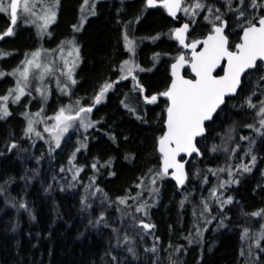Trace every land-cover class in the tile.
I'll return each mask as SVG.
<instances>
[{"label":"trees","instance_id":"obj_1","mask_svg":"<svg viewBox=\"0 0 264 264\" xmlns=\"http://www.w3.org/2000/svg\"><path fill=\"white\" fill-rule=\"evenodd\" d=\"M196 2L183 0L192 12L178 15L189 23L188 40L211 31L209 21L220 15L232 48L241 25L264 15V0L255 8L252 0H199L203 9H195ZM146 3L59 0L47 35L17 21L13 35L1 39L0 97L15 86L10 72L35 48L72 40L79 63L68 97L52 88L43 101L30 90L6 103L9 115L0 112V264H264V126L250 145L256 158L250 171L233 169L239 139L256 123L248 103L264 92V69L258 63L247 72L237 94L206 124L197 140L201 158H190L187 182L177 188L161 173L156 142L167 105L160 93L169 84L170 63L182 52L172 38L178 21ZM9 20L0 13V34ZM125 36L136 42L133 58L143 70L121 79L120 65L130 56ZM106 83L113 86L97 104ZM153 95L157 102L146 103ZM77 97L92 108L94 126L86 134L73 132L59 147L26 134L27 113L43 107L52 114L58 100ZM227 170L233 180L224 198L231 203L220 206L211 190ZM140 221L153 227L147 232Z\"/></svg>","mask_w":264,"mask_h":264},{"label":"snow or ice","instance_id":"obj_2","mask_svg":"<svg viewBox=\"0 0 264 264\" xmlns=\"http://www.w3.org/2000/svg\"><path fill=\"white\" fill-rule=\"evenodd\" d=\"M21 0H0V13H8L10 10L11 25L14 26L17 23V9ZM243 3V0H240ZM58 5L59 0H55ZM87 3V0H85ZM148 6L152 7L156 5V0H147ZM182 0H163V6L168 10L169 15L175 17L177 11L183 10L185 13L189 12L188 8H181ZM23 10L25 13L30 12L29 0H23ZM264 7V5H259ZM33 8L35 5L32 6ZM252 7H258L256 0H252ZM195 9H203L204 5L197 0L194 6ZM83 10V9H82ZM209 13L212 9H208ZM217 11H219L217 9ZM32 15H36L35 11H31ZM240 18H243L244 13H239ZM43 27L54 22L56 19V12L54 8L45 9V15ZM208 19V17H205ZM253 23L252 20L245 21L241 27L243 28V34L241 42L235 45V51L230 50L229 42L225 33L226 22L222 20L220 15H216L212 23V33L207 36L203 41L192 42L190 44L185 43L186 33L189 29L188 24H184L183 27L176 29L174 32V38L180 45L191 49V60H186L184 55H180L176 58V63L172 65V77L170 87L160 93V96L165 97L168 100V106L166 108L167 119L165 122L166 132L159 139V151L162 154L163 160V173L168 174L169 169H175L174 178L177 183L183 185L186 179L183 172L184 164L178 162L177 156L180 153H186L191 156L192 153H197L198 149L195 146L194 140L197 136H200L204 132V122L212 118L216 109L224 103V97L229 94H235L237 87L240 84L241 75L247 70L257 66V61H264V16H260ZM215 21H220V25H216ZM10 26L3 34H0V39L5 36L13 35V27ZM127 39V37H126ZM201 44L203 47L200 51H197V44ZM127 47L129 51L132 50V42L128 41ZM79 59L78 49H74ZM72 53H69L71 55ZM32 59L26 60L23 71H19V75L23 81H27L29 77V68L34 66L35 68H41V64L38 62L40 57L39 52L32 54ZM73 66L76 61L74 60ZM128 61H125V65ZM188 64L194 74L193 79H185L180 75V69ZM217 69L223 71L222 76L214 75ZM121 70L124 71V65L121 66ZM143 69H141L142 71ZM45 71H49L45 67ZM72 68H68V79L72 84L76 81L71 76ZM127 74H131V68L127 69ZM3 73H0L2 76ZM135 78V77H133ZM40 79H43L41 75ZM121 79H127V75L121 77ZM118 82V81H117ZM110 83H106L102 86L100 93L95 97V103H100L104 97V94L112 87ZM17 94L14 97L13 102H17L25 95V89L17 82V88L12 90ZM37 91H40L38 88ZM11 95V92L9 93ZM9 96L0 97V101L4 104L0 105V112L3 116L9 115L6 103ZM158 97L156 95L150 98H145V102L152 104L157 102ZM264 104V101L261 102ZM77 108L74 114L73 109L61 108L59 112L49 119L55 120V124L51 127H46L45 132H48L53 136L56 146H60L61 136L66 133L72 126V123L76 120L80 121L81 126L87 128L91 124L85 123V117L83 113H91V107H79V101L76 102ZM251 107H255L250 103ZM67 113V114H66ZM260 114H264V107L260 109ZM39 116V113L36 114ZM2 118V116H0ZM33 122L29 120L27 131L33 132ZM261 125L264 126V120H261ZM40 135V133H36ZM15 147V145H12ZM80 149L78 148L77 151ZM255 157H252L255 162ZM96 165H93L95 168ZM243 171H250L248 166H242ZM224 171V169H220ZM231 175V172H229ZM230 182V181H229ZM155 183V180H153ZM224 185L222 184L221 187ZM212 196L216 197V192H212ZM218 199V197H216ZM120 203H125L121 200ZM224 203H231V199L224 201ZM24 205H21L23 207ZM207 209V205H205ZM141 208H137V211H142ZM254 215H260L255 213ZM103 219V217H101ZM145 229H150L152 225L144 223L142 225Z\"/></svg>","mask_w":264,"mask_h":264},{"label":"rangeland","instance_id":"obj_3","mask_svg":"<svg viewBox=\"0 0 264 264\" xmlns=\"http://www.w3.org/2000/svg\"><path fill=\"white\" fill-rule=\"evenodd\" d=\"M33 5H35L34 8L32 7ZM29 6H30V12L25 13L23 10V7H24L23 0H21L19 9L17 12V17H18L17 21H19L23 25L32 26L36 34L39 37H44L48 33L49 26L53 23V22L50 23L46 29L43 27L44 19L42 17H44L45 15V9L54 8L56 12L57 4L55 3V0H52V1L29 0ZM85 8L84 10L86 12ZM183 8H188V7L183 6L182 9ZM31 11H35L36 15H32ZM189 11L192 12V9H189ZM4 14L8 18L10 17L9 12L4 13ZM180 18L184 20V18L182 17ZM126 37L127 36H125V47L129 51L127 44H128V41H131L132 50L129 51L130 56L121 63L119 69H120L121 77L124 75H127V77H132L136 72L140 71L141 68L137 64V62L134 61V58H133L136 42L130 39L129 37H127L126 39ZM74 49H78L77 45L72 40H66L62 42L55 49H47V48L38 47L30 51L26 55L22 63L17 68H15L13 71L10 72V75H12L15 78L16 82H15V86L10 90L11 95H9L10 92L6 95V96H9L8 101L14 100V97L17 93L12 90L17 88L18 81L20 82V85L24 87L25 93L28 92L31 95L30 90H32L39 98H42L43 101H46L49 98L50 91L52 88H55L56 90L59 91L60 94L64 95L65 97H68L69 88L70 86L74 84H72L71 81L68 79L67 71H68V68H72L71 76H72V79H74V70L77 64L79 63V59L76 60L77 53L76 51H74ZM34 52L40 53L38 62L41 64V68L37 69L34 66L30 67L29 77H28V80L25 82L20 77L19 71H23L24 67L26 66L25 64L26 60L32 59L33 58L32 54ZM69 53H72V54L69 55ZM78 55H79V51H78ZM2 56H4V53L0 51V57ZM74 60L76 61L75 66H73V63H72ZM125 61H128V64L125 65ZM122 65H124V71L121 70ZM45 67H47L49 71H45ZM129 68H131L130 75L127 74V69ZM41 75L43 76V79H40ZM38 88L40 89V91H37ZM259 96H260L259 100L255 101L251 99L248 103L249 107H251L250 103L252 105H255V107H251V109L254 110V113L256 112V123L249 127L251 131L247 133L246 136H241L239 139L240 140L239 142H243V143H242L240 154L239 156H237L238 158L236 161L234 157V163H233L234 172H235V168L243 170L242 166H248L250 169L253 163V160H252L253 155L251 154V151H250V145L251 143H253L255 139H257V136L261 133V130L263 127L261 125V120H264V114H260V109L264 107V104L261 103L262 101H264V92L260 93ZM84 99L85 98L83 97H77L75 98L74 102H71L69 100H65L61 102V100H58L57 107L52 114L44 113L43 107L35 112L27 113L25 116L26 134L28 136L35 137V138L46 139L49 141L50 144L57 147L55 140L53 139V136L50 135L48 132L44 131L46 127H51L53 124H55V120L49 119V118L54 117L61 108H68L70 106L73 109L72 114H74L75 109L77 108V104H76L77 101H79V107H85L82 104V101ZM2 104H4L3 101H2ZM37 113H39V116L36 115ZM82 116L86 118L85 123H89L91 124V126L85 128L81 126L79 120L74 121L72 123V126L69 128V130L61 136L60 143L65 138L69 137L73 132L81 131L83 134H86L89 130L92 129V127L94 126V123L90 119V113H83ZM29 120L33 122L32 124L33 132L31 133L27 131ZM37 132L40 133V135H37L36 134ZM229 172L231 171L227 170V172L225 173V176L223 177V180L220 181L216 186H213L211 190V194L213 191H215L216 197H218L217 199L216 197L212 196L211 199H215V201H218L220 203V206L222 205V202L229 199V198H224L225 188L230 184L229 181L233 180L232 179L233 173L231 172V175H229ZM222 184L224 185L223 187H221ZM149 201H150L149 203L150 205L154 202V199L149 200ZM137 234L139 236L141 235L140 233H137Z\"/></svg>","mask_w":264,"mask_h":264},{"label":"water","instance_id":"obj_4","mask_svg":"<svg viewBox=\"0 0 264 264\" xmlns=\"http://www.w3.org/2000/svg\"><path fill=\"white\" fill-rule=\"evenodd\" d=\"M146 5H147V7H150V6H148V3H146ZM156 6H160V7L164 8V10L166 11V13H167V15H168L169 17H171L172 19L178 21V25H177V26L174 28V30L172 31V38L177 42L178 47L182 50V52H181L177 57H179L180 55H184L185 58H186V60L190 61V60H191V49H190V48H186V47L180 45L179 42L174 38V32H175L176 29H179V28L183 27L184 24H188V25H189L188 22H186V21H184L183 19H180V18L178 17V15H179V13H180L181 10H180V11H177L176 16L173 17V16L169 15L168 10L163 6V0H162V1H156V5H155V6H152V7H156ZM182 6H183V0H182V3H181V8H182ZM18 8H19V6H18ZM17 12H18V9H17ZM9 14H10V10H9ZM263 16H264V15H263ZM216 25H220V24H216ZM10 26H12V25H11V20H9V26H8V28H9ZM12 27H13V26H12ZM8 28H7V29H8ZM212 28H213V25H212V27H211V31L207 32L204 36L189 41V40H188V32H189V30H190V26H189V29H188L187 33L185 34V35H186L185 43H186V44H190V43H192V42H199V41H203V40H205V39L207 38V36H208L209 34L212 33ZM226 28H227V25H226V27H225V33H224V34L227 36V34H226ZM242 34H243V28H242V31H241V33H240L239 41H238L236 44H238V43L241 42ZM227 38H228V36H227ZM228 42H229V39H228ZM236 44H235V45H236ZM235 45H234L233 48H230V50L235 51ZM202 47H203V46H202L201 44L198 43V44H197V51H200V50L202 49ZM185 52L188 53V57H186ZM177 57H176V58H177ZM176 58H175V59L170 63V65H169L170 81H169V84H168L166 90L170 87L171 82H172V80H173V77H172V65H173L174 63H176ZM258 63H260L261 66H262V68L264 69V61H257V64H258ZM185 68L188 69V74H189L188 76L184 74V69H185ZM255 68H256V67L251 68V69H247V70L241 75L240 84H239V86L237 87L235 94H229V95H226V96L224 97V103H222V104L216 109V111H215V112L213 113V115H212V118H211L210 120H207V121L204 122V125H203V127H204V132H203V134L200 135V136H197V137L195 138V140H194V143H195L196 148L198 149V152H197V153H192L191 156L187 155L186 153H180V155L177 156V160H178V162L184 164L183 172L185 173V176H186V179H185L184 184H183V185H180V184L177 183L176 179L174 178L175 169H169V170H168V175L170 176V179L174 182V184L176 185L177 188L182 189V188L184 187L185 183L187 182V179H188V174H187V164H188L190 158H191L192 156H197L198 158H201V152H200V150H199V148H198V146H197V140L200 139L201 137H203V136L206 134V124L209 123V122L213 119L214 115L218 112V110H219L220 108H222V106L225 104V102H226L227 99L232 98V97H234V96L237 94V92H238V90H239V88H240V86H241L242 79H243V77L245 76V74H246L247 72H249V71L255 69ZM218 70H219V69H217V71H218ZM217 71H216V73H214V75L222 76V75L224 74L223 71H221L219 74H217ZM180 75L183 76L185 79H193V78H194V74L192 73L191 68H190V66H189L188 64H185V66L182 67V68L180 69ZM166 90H165V91H166ZM161 97H163V96H161ZM163 98H165V97H163ZM165 99H166V98H165ZM166 101H167V105H166V108H167V106H168V100L166 99ZM166 119H167V112H166V109H165V118H164V123H163L164 129H163L162 134L158 137L157 142H156V150H157L158 154H159L160 157H161V160H160V170H161V173H162V174H164V173H163V160H162V154H161L160 151H159V139H160V138L165 134V132H166V126H165ZM164 175H166V174H164ZM144 223L149 224V223H147V222H145V221H140V222L138 223V226L141 227V228H143L145 231L149 232V231L151 230V228H150V229H145V228L142 226ZM149 225H150V224H149Z\"/></svg>","mask_w":264,"mask_h":264},{"label":"flooded vegetation","instance_id":"obj_5","mask_svg":"<svg viewBox=\"0 0 264 264\" xmlns=\"http://www.w3.org/2000/svg\"><path fill=\"white\" fill-rule=\"evenodd\" d=\"M19 9V8H18ZM1 34H3V33H1ZM0 41H1V39H0ZM189 41H191V40H189ZM185 55H186V57H188V53L187 52H185ZM185 69H187V68H185ZM184 69V70H185Z\"/></svg>","mask_w":264,"mask_h":264}]
</instances>
